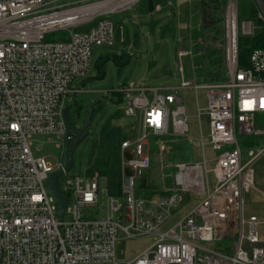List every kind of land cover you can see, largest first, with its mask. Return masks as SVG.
Instances as JSON below:
<instances>
[{
  "label": "built area",
  "instance_id": "2783aa9c",
  "mask_svg": "<svg viewBox=\"0 0 264 264\" xmlns=\"http://www.w3.org/2000/svg\"><path fill=\"white\" fill-rule=\"evenodd\" d=\"M103 1L0 0V264H122L117 257L119 233L129 239L157 236L126 264H264L259 220L244 214L245 195L255 188L254 165L264 157V145L245 151L240 142L241 136L264 135L256 124L257 116L264 115V46L253 47L244 64L240 57L241 48L257 37L256 30L264 33V0H252L258 24L241 19L239 0L228 2L225 78L192 86L206 93L205 107L198 108L204 159L175 165L177 190L157 200L135 195L142 188V173L152 166L150 138L168 136L170 125L173 136L190 132L179 89L160 94L147 85H126L117 92L128 98L125 114L138 123L132 129L135 135L119 145L117 193L123 201L104 188L110 215L88 219L85 210L99 204V180L106 175L72 176L64 188L60 185L71 220L58 217L46 183L64 161L54 168L44 157H34L29 139L57 132L65 148L63 110L73 81L88 72L93 46L112 45L116 27L110 15L142 0H126L115 11L90 15L93 5ZM59 30L68 32V40H48ZM208 150L212 159L206 156ZM210 173L215 178L212 189ZM178 188L205 197L176 225L157 233L172 214ZM233 239L230 253L199 245Z\"/></svg>",
  "mask_w": 264,
  "mask_h": 264
},
{
  "label": "rangeland",
  "instance_id": "374dc122",
  "mask_svg": "<svg viewBox=\"0 0 264 264\" xmlns=\"http://www.w3.org/2000/svg\"><path fill=\"white\" fill-rule=\"evenodd\" d=\"M84 3L89 0H81ZM97 0H92L96 2ZM178 3L176 17L184 21V26H173L176 22L174 7L146 11V0L140 1L132 9L111 14L115 24L112 45L93 46L88 72L76 78L71 91L65 99V107L74 106L78 102L80 116L73 107L70 119L75 125H81L89 104L94 103V114L86 136L75 150L72 169L60 178L61 187H65L69 177L92 175L98 171L105 174L100 178V202L93 208L85 210L86 218H107L106 195L102 190L108 188L122 202L118 186L121 175V153L119 145L129 130L133 132L137 118L127 116L125 110L128 98L118 100L114 91L131 84H143L158 88L160 94H167L170 88H178L183 100L190 132L173 136L172 126L166 137L150 138L152 166L147 173V188H136L135 195L157 200L177 190L174 184L175 165L180 162H199L204 159L200 145L201 129L198 108L206 105V93L196 89L195 84L214 83L205 75L208 72L212 55L224 56L225 39L224 16L229 0H174ZM242 18H251L258 24L257 10L252 0H239ZM174 14V15H173ZM170 21V22H169ZM89 26L83 27L84 30ZM256 30V36L260 34ZM182 38V41L179 38ZM68 32L59 30L48 35V40L66 41ZM255 47L252 41L243 46L250 50ZM179 48H182L181 55ZM247 55V54H246ZM117 57V58H116ZM116 58V59H115ZM75 91H77L75 93ZM151 98L153 95H149ZM203 133L208 134V127L202 118ZM256 124L264 129V115H258ZM125 130V131H124ZM129 132V133H130ZM34 157H44L54 168L63 159L62 137L60 133L34 134L29 139ZM240 142L244 150L264 145V135L241 136ZM214 157L211 151L206 155ZM209 167H212L210 163ZM210 188L215 184L214 174L210 173ZM255 188L245 195V217L254 215L259 220L258 236L264 242V157L254 165ZM194 191H183L178 188L177 202L172 206V214L159 228L165 232L186 217L203 199ZM114 219L116 217L114 216ZM65 222L71 220L70 214L63 217ZM125 223V222H124ZM157 239L156 235L138 239L124 238L119 233L117 241V257L122 264L132 261L139 253L150 247ZM199 245L209 249H222L226 253L234 249V239L226 242L205 243Z\"/></svg>",
  "mask_w": 264,
  "mask_h": 264
},
{
  "label": "water",
  "instance_id": "95a60500",
  "mask_svg": "<svg viewBox=\"0 0 264 264\" xmlns=\"http://www.w3.org/2000/svg\"><path fill=\"white\" fill-rule=\"evenodd\" d=\"M149 11L154 10L153 0H147ZM94 103L89 104L87 114L84 117L81 128L75 126L70 119V110L74 106L65 107L63 110L64 121L68 127V131L65 135V148L63 150L64 166L61 169L53 171L47 180V189L55 197L57 202V215L59 218H63L68 206V200L60 187V178L67 172H69L74 165V152L78 148L79 143L89 135V126L92 123V117L94 114ZM141 187L147 186V172L142 173Z\"/></svg>",
  "mask_w": 264,
  "mask_h": 264
},
{
  "label": "trees",
  "instance_id": "16d2710c",
  "mask_svg": "<svg viewBox=\"0 0 264 264\" xmlns=\"http://www.w3.org/2000/svg\"><path fill=\"white\" fill-rule=\"evenodd\" d=\"M155 2V0H154ZM253 44L255 47L259 46H264V33H260L253 41ZM248 50L241 48L240 50V57H241V63L244 64L246 63L247 57L249 53H247ZM247 54V55H246ZM209 61V67H208V72L205 75V77L208 80H214L212 82H218L221 81L225 78L224 74V56L220 55H212L210 57ZM122 95V94H120Z\"/></svg>",
  "mask_w": 264,
  "mask_h": 264
},
{
  "label": "crops",
  "instance_id": "0c3cea01",
  "mask_svg": "<svg viewBox=\"0 0 264 264\" xmlns=\"http://www.w3.org/2000/svg\"><path fill=\"white\" fill-rule=\"evenodd\" d=\"M169 1H172V4L171 5H168L167 3L169 2ZM146 2H147V0H146ZM153 4H154V10L153 11H156L157 9H156V6L157 5H160L161 6V9L160 10H162V8L163 9H167V8H169L170 6H171V8L172 7H174V14H175V20H176V22H173L172 24H173V26L175 27H177L178 25H179V28H182L183 26H184V21H181V19H179V18H177L176 17V15H177V10H178V3L176 2H174V0H155V2H154V0H153ZM169 6V7H168ZM171 8H169V9H171ZM146 11H149V8H148V2H147V7H144V9H143V12H146ZM152 11V12H153ZM158 11V10H157ZM173 14V15H174ZM170 22V21H169ZM179 40L180 41H182V38L180 37L179 38ZM181 50H182V48H179V54L181 55ZM181 57H182V55H181ZM117 58V57H116ZM115 58V59H116ZM116 94H117V97H118V100H123V96H125V95H120L117 91H114ZM205 107V106H204ZM138 122L136 121V124H137ZM125 131V130H124ZM128 131V130H127ZM130 131H128L127 133V135H130L129 137H132V136H134L135 135V131H133V132H130ZM126 136H124L123 138H125ZM155 137H159V136H155ZM162 137H166V136H162ZM122 138V139H123Z\"/></svg>",
  "mask_w": 264,
  "mask_h": 264
},
{
  "label": "bare ground",
  "instance_id": "6f19581e",
  "mask_svg": "<svg viewBox=\"0 0 264 264\" xmlns=\"http://www.w3.org/2000/svg\"><path fill=\"white\" fill-rule=\"evenodd\" d=\"M126 0H107L103 2L96 3L93 5L94 9L90 12L91 14L98 13V12H109L115 11L119 7L123 6Z\"/></svg>",
  "mask_w": 264,
  "mask_h": 264
},
{
  "label": "flooded vegetation",
  "instance_id": "af4514ba",
  "mask_svg": "<svg viewBox=\"0 0 264 264\" xmlns=\"http://www.w3.org/2000/svg\"><path fill=\"white\" fill-rule=\"evenodd\" d=\"M74 107L77 109L76 111H77V113H78V116H80V113H81V109H80V106H78V102H75L74 103ZM71 111V110H70ZM87 114V111H86V113H85V115ZM85 115L82 117V122H81V125H75L72 121V123L75 125V126H77L78 128H81V126H82V124H83V121H84V117H85Z\"/></svg>",
  "mask_w": 264,
  "mask_h": 264
}]
</instances>
